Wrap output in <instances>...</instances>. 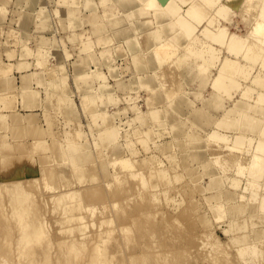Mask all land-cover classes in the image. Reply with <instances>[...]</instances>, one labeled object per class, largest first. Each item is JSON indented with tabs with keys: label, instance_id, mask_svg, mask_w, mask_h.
<instances>
[{
	"label": "rangeland",
	"instance_id": "374dc122",
	"mask_svg": "<svg viewBox=\"0 0 264 264\" xmlns=\"http://www.w3.org/2000/svg\"><path fill=\"white\" fill-rule=\"evenodd\" d=\"M231 1L234 4L229 3L230 14L225 15L226 19L224 15L217 14L212 19L211 16L216 12L215 5L212 7L214 10L211 6L203 7L206 14L210 12L212 15L206 16L209 20L204 19L197 26L193 43V39L190 37V41L183 31L179 20L167 12L160 14L161 6H166L162 5V1H157V5L161 4L156 8V5L146 7L145 1L141 0H0V194L6 195L4 198L0 195V198L4 213L7 211L6 214H10L8 202L5 203L8 197L4 186L17 178L23 180V185H28L25 189H31L33 197H36L34 200H37L40 213L45 217L43 221L48 222L46 228L49 239L52 236L55 240L52 241L53 246L61 239L68 238L69 234L64 235L66 225L59 223L62 220L60 214L62 217L63 213H60L61 207L60 210L55 207L52 199L58 193L77 190L80 193L78 196L84 197V204L94 202L98 208L95 213L87 214V211H82L89 221L84 219L89 225L86 233L96 237L101 231L99 228L105 227L106 234L102 237L110 242L106 241L108 251L110 255L111 252L114 255L110 258V264H132V255L141 258L143 254L154 262V257L159 259L158 254L165 252L171 257L175 256L174 260L169 257L171 264H222L218 263L222 260L223 264H264V211L260 210L258 198L252 200V190L244 189L248 179L246 173L240 174L237 166L231 165L242 159L243 164L247 163L250 156L247 148L252 145L255 147L257 140L262 138L264 101L258 100V97L263 94L264 99V89L261 88L262 85H253L252 80L254 75L264 77L263 59L254 63L249 58L250 63L246 60L245 64L244 53H239L241 56L233 54L228 46H223V43L218 45V41L214 42L216 40L212 38L210 40L203 32L207 26L214 29L221 23L236 35L244 34L246 39L245 35L256 17L254 10L257 8V12L263 5L259 3V8L247 11L257 4V0L255 3L254 0H247L252 5H248L246 0ZM194 3L201 5L203 2L194 0ZM246 3L249 6L247 10L244 6ZM230 4L235 7H230ZM139 9L146 13L138 14ZM251 37L248 36V39ZM165 41L175 42L179 50L167 61L159 63L153 56L154 46ZM201 41L206 44L203 46ZM185 43L191 44L196 50L200 49L199 52L196 51L199 54L195 55L192 49L185 52ZM207 44L218 49L217 53L223 52L219 53L221 60L225 56L235 58L236 54L238 62L246 66V70L244 66L241 67L246 74L234 72V79L238 74L236 81L241 83L238 84L239 87L231 85H236L232 88L234 91L229 86L228 92L215 88L214 77L219 73L221 60L218 64L213 62L212 67L211 63H206L208 67L204 68L206 65L201 59L203 57L200 58L199 55L205 45L209 46ZM182 54L187 55V59L179 66L178 61L181 60L177 58L179 56L181 59ZM207 55L206 53L205 57ZM174 57L177 59L176 69ZM51 71L55 72L54 76L50 74ZM249 72L252 76L247 75ZM158 73L161 74V79L158 78ZM167 73L171 75L169 80L173 86L171 81L165 79L169 78ZM163 75L168 84L162 79ZM229 81L228 79L227 82ZM161 84H166L163 85L165 89L168 88L164 89L165 92L169 90L168 86H172L169 91H177L178 88L181 90H178V94L175 92L171 95V99L166 94L168 98L165 96L154 101L156 93L164 92ZM247 85L251 91L246 90V99L242 93ZM27 93L32 96L27 97ZM178 105L183 109H178ZM213 130L227 137L228 141L212 140L210 135ZM237 134L247 135L245 144L243 143L246 148L244 153L247 154H243L242 150L229 148L236 143ZM247 138L252 145L249 141L246 142ZM73 140L76 141L75 144H71ZM253 147L249 149L252 150ZM57 148H62V154L56 151ZM237 152L239 156L243 154L240 159L236 156ZM215 154L222 158L216 160L218 163L215 161ZM232 156L233 159L228 161V157ZM122 157L133 158V167L138 168L133 170L138 171L140 176L144 174L145 179L155 185L150 191V194L153 192L158 196H155V200L152 194L146 193L142 185H138L139 177H129L128 168L123 171L127 172L126 176L119 171L122 169L115 161ZM220 162L224 163V168ZM78 165L83 168L82 174L74 168ZM162 168L167 170L169 174L166 178L171 180L157 174ZM45 169L54 170L52 173H56L57 178L51 174L48 175L51 178L44 176L42 172L48 174ZM154 169L158 172L155 173ZM43 176L54 179L50 183L43 180ZM44 181L50 183V186ZM92 190L97 191L95 198L86 194L92 193ZM260 190L262 195L264 190ZM241 194L242 198L239 197ZM111 200L116 202V205L113 203L115 206L111 205ZM117 202L121 204L117 205ZM116 206H119L118 211ZM107 216L108 219L114 217V224L104 221L103 227L98 225L97 228V224L102 219L106 220ZM12 223L13 227L8 225L3 229L5 233L8 229L11 231L6 233V240L0 241L2 253L8 249L7 240L18 233L16 222ZM59 232L65 238L58 235ZM209 234L212 235L208 248L202 243L207 244ZM92 236L89 238L94 240ZM1 238L3 236L0 232ZM218 241L224 245V251L229 256L218 254L223 252ZM87 242L86 249L95 240ZM112 242L113 245L110 246ZM211 242L214 244L213 248L210 247ZM249 242L258 244L257 253H247L245 257L243 255V259L239 246ZM41 243L35 245L34 249L38 252L44 246ZM58 247L59 244L51 252L54 264H60L56 261ZM19 251L17 248L10 250V259L5 260H1L3 256L0 252V264H24L27 255L20 257ZM209 255L212 257L209 258ZM218 255H222V258L219 259ZM224 255L227 258H223ZM81 258L76 259L73 264L82 263L85 255ZM215 258H218L217 262Z\"/></svg>",
	"mask_w": 264,
	"mask_h": 264
},
{
	"label": "bare ground",
	"instance_id": "6f19581e",
	"mask_svg": "<svg viewBox=\"0 0 264 264\" xmlns=\"http://www.w3.org/2000/svg\"><path fill=\"white\" fill-rule=\"evenodd\" d=\"M141 1H145L144 2V4H145V6L146 7H151V6H155L156 5V8H157V6L159 5V4H161V3H159L158 5H157V1H162L163 3H162V5L164 4V5H166L165 6V8L164 7H162L161 6V8L160 9H162V13L160 12V14H165L166 12L167 13H169L170 15H172L175 19H177V20H179V24L181 25V27H182V29H183V31L185 32V34L188 36V38L190 39V37H191V39H193V38H195V34L197 33L196 32V30H197V26L201 23V22H203V20L204 19H207V17H208V15H210L209 13L210 12H207L208 14H206L205 13V11H204V6L206 7V6H211V8L215 5L216 6V12L214 13V15H210L211 17H212V19H213V16L215 17V15L217 14V15H224V18L226 19V17L228 16V14H230V11H229V13H228V7H229V3H231L232 2V4H234L233 3V1H231V0H222V2H220L219 3V1L220 0H201V2H203L201 5H203V6H201L200 4H196V3H194V0H172V1H170V0H141ZM236 1H238V0H236ZM247 1V0H246ZM251 1V0H250ZM249 1V2H250ZM181 2L183 3V4H185V5H182L181 4ZM235 2V1H234ZM241 2H242V0H241ZM245 2V1H244ZM243 2V3H244ZM248 1H247V3H248V5L249 4H251L252 5V3H249ZM256 1L254 0V3H255ZM247 3L244 5V4H242V6L244 5L245 7H246V10H247V8H249V6L247 5ZM262 4L261 6V8L256 12V10H257V8L256 7H258L259 8V6L260 5H258V4ZM241 4V3H240ZM250 5V6H251ZM185 6V7H184ZM230 7H231V4H230ZM164 8V9H163ZM256 8V9H255ZM230 9V8H229ZM243 9H244V7H243ZM255 9V10H254ZM144 10H146L145 8H144ZM205 10H206V8H205ZM212 10H214L213 8H212ZM212 10H210L211 11V13H212ZM245 10V9H244ZM249 10H254V12L256 13V17H255V20L252 22L253 24H252V26H250L251 27V29L250 30H248V33H247V35H245L246 36V39L244 38V34L243 35H236L235 33H233V32H231V31H229V29L226 27V26H224L223 24H221L220 23V26H219V24L218 25H216V27L213 29V28H211V27H208L207 26V28H205V31H203V32H205V36L206 37H210V40H211V38L213 39V40H216V41H214V42H217L218 43V45H220V43H223V46L224 45H226V46H228V50L230 49V50H232L233 51V54L234 53H236V54H238V55H240L239 53H241V54H243L244 56H245V58H244V56L242 57V58H244L243 60H244V62L243 63H245V61L246 60H248V62L247 63H250V62H254V61H257V62H259V59L261 58V59H263V61H262V67L264 68V0H257V4L255 3V5H252L247 11H249ZM209 11V10H208ZM137 12V11H136ZM214 12V11H213ZM144 13H146L145 11H141L140 9H139V13L138 14H141V15H144ZM216 15V16H217ZM225 15H227L226 17H225ZM207 16V17H206ZM221 16H219V17H221ZM210 17V18H211ZM222 18V17H221ZM212 19H211V21H212ZM207 20H209V19H207ZM205 21V20H204ZM210 21V22H211ZM216 22V21H215ZM231 22V21H230ZM212 23H214V20H213V22ZM225 23V22H224ZM230 25V24H229ZM228 25V26H229ZM250 31V32H249ZM208 34V35H207ZM249 34V35H248ZM250 34H251V36H250ZM204 36V35H203ZM204 36V37H205ZM248 36L249 37H251L253 40L251 41L250 39L251 38H249L248 39ZM197 37V36H196ZM254 37V38H253ZM191 39H190V41H191ZM195 39H193L192 41H194ZM205 40H206V38H205ZM208 41H209V39H207ZM206 40V41H207ZM212 40V41H213ZM256 42H255V41ZM202 42V41H201ZM188 43V42H187ZM187 43H185V44H187ZM190 43V42H189ZM193 43H195V41L193 42ZM196 43H198L197 41H196ZM209 43V42H208ZM225 43H227V44H225ZM199 44V43H198ZM201 44H203V46H204V44H206V42L205 41H203ZM213 44V43H212ZM211 44V45H212ZM207 45H209V44H207ZM222 45V44H221ZM182 46V45H181ZM184 46V45H183ZM186 47L185 48H183L184 50H185V52H186V50H187V52L189 51H194L195 53V55H196V51H198L199 52V50L197 49H195V48H193L192 46H191V44H187V45H185ZM195 46V45H194ZM216 46V45H215ZM200 47H201V45H200ZM219 47V46H218ZM199 48V47H198ZM177 49H178V47H177V44L175 43V42H172V41H169V42H166L165 41V43L164 42H160V44H159V42L156 44V46H154V51H153V56H154V59L155 60H157V62H159V63H163V62H165V61H167L169 58H170V56H173L174 54H175V52L177 53ZM192 49V50H191ZM221 49V48H220ZM223 49V48H222ZM179 50V49H178ZM218 50V49H217ZM217 50H216V48L215 47H212V46H206L205 45V49H203V52L201 51L200 53L203 55H199V57L201 58V57H203V58H201L202 60H204L203 61V63L206 65V63H211L212 65H211V67L212 66H214L213 65V62L215 63V62H217V64H218V61L219 60H221V58H220V56H219V53H221V52H219V53H217ZM206 53L208 54L206 57H205V55H206ZM223 53V52H222ZM197 54H199V53H197ZM234 55L235 56V58L237 57V55ZM177 55V54H176ZM185 54H182V56H181V59H179V56H178V60H181V62L180 61H178L179 62V66H180V64L183 62V61H185L186 59H187V55L186 56H184ZM191 55H193L192 53H191ZM223 55V54H222ZM225 56V55H224ZM241 56V55H240ZM247 56V57H246ZM197 57H198V55H197ZM226 58H223L222 60H221V64H220V70H218L219 71V73H218V75H216L214 78V84L216 85V89H218L217 87H219L220 89H224L225 90V92H228L229 91V87H230V89H232V88H234L236 85H237V87H239V85L241 84H239V82H237L236 81V79H237V76H238V74H237V76H236V78L234 79V72H243V73H245L246 74V66H244V65H241L240 63H242V62H238V60H237V58L235 59V58H229V57H227V56H225ZM252 59L251 61H250V59ZM174 59H175V57H174ZM177 59H175L174 61H176L175 62V65L174 64H171V65H174L175 67V69L177 68V66L178 65H176V63H177ZM240 59V58H239ZM241 60V59H240ZM250 61V62H249ZM170 62V61H169ZM171 62H173V61H171ZM261 62V61H260ZM255 63V62H254ZM184 64V63H183ZM246 64V63H245ZM248 65V64H247ZM253 65V64H252ZM210 66V65H209ZM245 67V70L243 69V68H241V67ZM172 67V66H171ZM206 67H208L207 65L204 67V68H206ZM249 67H250V64H249ZM252 67V66H251ZM250 67V69L252 70V68ZM173 68V67H172ZM171 68V69H172ZM180 67H178V69H179ZM215 68V67H214ZM217 68H219V67H217ZM216 68V69H217ZM162 70V69H161ZM173 70V69H172ZM171 70V71H172ZM247 70H249V68H247ZM217 71V72H218ZM160 73V72H159ZM158 73V74H159ZM166 73V72H165ZM250 73L251 72H249V73H247V75H250ZM264 73V72H263ZM51 75H53L54 76V74H55V72H53V71H51V73H50ZM262 74V73H261ZM167 75H169L168 73H167ZM242 75V74H241ZM254 75V74H253ZM160 76H161V74H159L158 75V78H160ZM164 76V75H163ZM181 76V75H180ZM243 76V75H242ZM241 76V77H242ZM250 76H252V75H250ZM249 76V77H250ZM166 77H168V76H166ZM170 77H171V75H169V78H165V76L164 77H162V79H168V81H171V80H169L170 79ZM255 77V78H254ZM157 78V77H156ZM181 79H182V76L180 77ZM244 78V77H243ZM253 78H254V80H252L253 82H254V84L253 85H256V87H257V85L259 84V86L260 85H262V89H264L263 88V85H264V77H263V75H259L258 74V76H253ZM161 79V78H160ZM165 79H164V81H165ZM228 79L230 80L229 82H227L228 81ZM237 82H235V81ZM242 80H244V79H242ZM251 80V79H250ZM150 81H151V78H150ZM161 81V80H160ZM175 81H176V79H175ZM174 81V82H175ZM233 81V82H232ZM245 81H247V76H246V80ZM255 81H256V83H255ZM176 82H178V81H176ZM241 82V81H240ZM161 83H163V81H161ZM165 83L166 84H168V82L167 81H165ZM170 83V82H169ZM180 83V82H179ZM229 83V84H228ZM231 83V84H230ZM247 83H249V84H251V82H247ZM159 84H160V82H159ZM165 84V85H166ZM171 85H172V81H171V83H170ZM169 84V85H170ZM175 84V83H174ZM234 85V84H236L234 87L232 86L231 87V85ZM239 84V85H238ZM248 84V85H249ZM163 85L164 84H161V89H163L162 91H164V89H165V87H163ZM164 85V86H165ZM245 86V92H247L246 90H250V86ZM168 86V85H167ZM173 86V85H172ZM172 86H168L169 87V90L171 89V87ZM177 86V85H176ZM229 86V87H228ZM174 87H175V85H174ZM246 87H247V89H246ZM249 87V88H248ZM253 87H255V86H253ZM175 88H178V87H175ZM174 88V89H175ZM260 88V87H259ZM166 89H168V88H166ZM165 89V90H166ZM173 89V90H174ZM220 89H218L219 91H220ZM244 89V88H243ZM164 91V92H159V93H156L155 95H154V97H153V100L154 101H159V99L161 100V99H163L165 96H166V94H167V96L169 97H167L168 99H171L170 98V96L171 95H174V93L175 92H177L176 94H178V90H181V88L179 89L178 88V90L176 91V89H175V91ZM224 90H222V91H224ZM227 90V91H226ZM249 90H248V92H249ZM232 91H234L233 89H232ZM251 91V90H250ZM173 92V93H172ZM242 93V95L244 94L245 95V98H246V96L248 95V92L247 93ZM232 93V92H231ZM261 93V92H260ZM260 93H259V95H260ZM175 94V95H176ZM247 94V95H246ZM250 94V93H249ZM243 95V96H244ZM263 95V94H262ZM262 95L261 96H259L258 98V100H261L262 102L264 101V99H262L263 97H262ZM32 96V94H30V93H27V97H31ZM233 96V95H232ZM231 96V97H232ZM242 96V97H243ZM173 97V96H172ZM250 96H248V98H249ZM166 98V99H167ZM244 99V98H243ZM247 99V98H246ZM261 101H259V102H261ZM184 106V105H183ZM177 107V106H176ZM178 109L179 108H181V109H183V107H181V106H179L178 105V107H177ZM105 119H107V116H105ZM110 127V126H109ZM106 128H108V126H106ZM263 131V134H261L260 136L262 137L261 139H259V138H257V139H259V141L257 140V144H255L256 146L255 147H253V143L251 144V142L248 140V138H247V143H248V141H249V143L252 145L251 147H253L252 148V150L251 149H249V148H251V147H248L247 148V150H246V148H245V146H244V141L246 140V136H243V134H237V136H236V143L234 142L233 143V145L231 146H229V148L230 149H239V150H242L243 152V154H247V152L246 153H244V150H246V151H248L250 154V156H248L249 158H248V161H247V163H242V160H240V161H236V160H234V161H236V163H237V165H236V163L234 162V163H232L231 165H233V164H235V167L237 166V168H238V170H239V173L240 174H244V173H246V175L248 176V179H246L247 181L245 182L246 183V185H245V188L244 189H247V190H249V189H251L252 190V192H250V193H252L251 194V196H253L252 197V200L253 201H255V199H259V202H260V210H262L263 209V211H264V192H263V194L261 195L260 193H259V191H261L260 189H263L264 190V130H262ZM212 132V131H211ZM261 132V131H260ZM210 135V134H209ZM245 135V134H244ZM258 136H259V134H258ZM210 137H211V139L213 140V139H215V140H218V139H221V140H223V141H228L227 139V137H224V136H222V135H219L218 134V132H216L215 130H213V132H212V134L210 135ZM213 137V138H212ZM210 139V140H211ZM252 139V138H251ZM241 140H243V141H241ZM254 140V139H253ZM252 141V140H251ZM218 142V141H217ZM76 143V141L75 140H73V142H71V144H75ZM244 143V144H243ZM243 144V145H242ZM249 144V145H250ZM119 148V147H118ZM219 148V147H218ZM228 148V149H229ZM222 150V149H221ZM238 150V151H239ZM56 151H58L60 154H62V148H57V150ZM227 151V150H226ZM229 151V150H228ZM232 152V151H231ZM236 152V151H235ZM241 152V151H240ZM218 153H221L220 151L218 152ZM226 153V152H225ZM230 154V153H229ZM233 154H234V152H233ZM237 154H238V152H237ZM243 154H240V156H239V154L238 155H236L237 157L239 156V159H240V157H241V155H243ZM78 155V158H80V155L79 154H77ZM216 155V154H215ZM221 155V154H220ZM230 155H232V154H230ZM235 155V154H234ZM217 156V155H216ZM222 156V155H221ZM226 156V155H225ZM228 156V155H227ZM236 156H234V157H236ZM223 157H224V154H223ZM246 158H247V155L245 156ZM118 158V157H117ZM215 158V157H214ZM218 158H220V156H217V158H215V161L217 160L218 161ZM226 158V157H225ZM230 160H228V161H231V159H233V156H232V158L231 157H228ZM131 159H133V158H131ZM130 159V157L129 158H124V157H122V158H119V160H116V158H115V164L117 165L118 163L120 164V166L119 167H121V169L122 170H119L120 172H123V171H125V168L127 169L128 168V172H129V177L131 176V178H133V179H135L136 177H139L138 178V180H139V182H140V184H138V185H142V187L146 190V193H148V194H150V191H152V188L151 187H154L155 185H151L150 184V182L148 181V179H145V177L142 175V173H141V175L142 176H140V174L139 173H137L136 171H134L133 169H135L133 166H134V164H133V161ZM227 159V158H226ZM225 159V160H226ZM245 159V158H244ZM220 160H222V158H220ZM219 160V161H220ZM247 160V159H246ZM114 161V160H113ZM216 161V163H218ZM227 161V160H226ZM135 162V161H134ZM222 162V161H221ZM220 162V164L222 165L223 164V168L225 167L224 166V163H221ZM223 162H224V160H223ZM246 162V161H245ZM226 164H228L229 162H225ZM219 164V165H220ZM225 164V165H226ZM230 164V163H229ZM53 165V164H52ZM80 165V164H79ZM75 166L74 168L75 169H77L78 171H80V173L82 172V169L83 168H80L81 166ZM159 165V164H158ZM220 165V166H221ZM230 165V166H231ZM227 166V165H226ZM229 166V165H228ZM133 167V168H132ZM137 167V166H136ZM161 167H162V164H161ZM160 167V168H161ZM164 167V166H163ZM222 167V166H221ZM232 167V166H231ZM231 167H230V169H231ZM234 167V168H235ZM47 168H48V166H47ZM51 168H52V166H51ZM51 168H50V170H51ZM159 168V167H158ZM223 168H221V170H223ZM44 168H42V170H43ZM53 169V168H52ZM81 169V170H80ZM131 171H130V170ZM138 169V168H137ZM137 169H135V170H137ZM163 169V168H162ZM226 169H228V168H226ZM226 169H224V172L226 171ZM77 170H75L76 172H77V174H78V176H81L82 177V173L80 174V173H78V171ZM158 170V169H157ZM45 171H46V169H45ZM48 171V170H47ZM46 171V172H47ZM54 171V170H53ZM53 171H48L46 174L47 175H45V172H42V173H44L43 175L44 176H47V177H50L51 178V176L52 177H56L57 178V176H56V173L55 174H53L52 172ZM74 171V174H76V172ZM118 171V172H119ZM154 171H155V173H157L158 171H156L155 169H154ZM154 171H152V172H154ZM167 170L164 168L163 170H160L157 174L158 175H160L162 178H166V176L169 174H167V172H166ZM228 171V170H227ZM55 172V171H54ZM119 172V173H120ZM140 172V171H139ZM151 172V173H152ZM125 173H127V172H125ZM124 172H123V174H125ZM238 173V174H239ZM49 174H51V176H48ZM80 174V175H79ZM55 175V176H54ZM70 175V174H69ZM118 175V174H117ZM120 175V174H119ZM152 175H153V173H152ZM43 176V180L44 179H46V180H48V182H52V181H50V180H52V179H54V178H52V179H48V178H45ZM123 175H121V177H122ZM125 176H126V174H125ZM132 176H134V177H132ZM136 176V177H135ZM156 176V175H155ZM159 176V177H160ZM225 176H226V174H225ZM67 177V176H66ZM120 178V176H117V178ZM174 177V176H173ZM65 178V177H64ZM70 178V177H69ZM123 178H124V176H123ZM147 178V177H146ZM227 178V177H226ZM72 179H73V177H72ZM95 179V178H94ZM152 179V178H151ZM151 179H149V180H151ZM158 179V178H157ZM164 179L162 180L163 182H164ZM166 179H169L168 177L166 178ZM57 180V179H56ZM55 180V181H56ZM68 180V179H67ZM70 180V179H69ZM137 180V181H138ZM161 180V179H160ZM159 180V181H160ZM169 180H171V179H169ZM30 181V180H29ZM54 181V183H58V181H56L55 182ZM66 181V180H65ZM158 181V180H157ZM161 181V182H162ZM167 181V180H166ZM165 181V182H166ZM23 180H18L17 178L16 179H14L13 181L11 180V184H9V185H6V187L4 186V188H5V193L7 194V197H8V200L7 201H5V203H7L8 204V206H9V208H10V214L9 215H7L6 213H7V211H6V213H4V211H3V205H2V203H1V200H2V198H0V232L2 233V236H3V238H1L0 239V241L2 240H6V233L8 232V231H11V229H8V231L5 233V232H3V229H5V227L6 226H10V227H13V223L12 222H16V224H17V226H18V231H17V229H16V231L18 232L17 233V235H14V236H12V238H10V239H8L7 240V242H8V249L5 251V252H1V256H3L2 258H1V260H5V259H10L9 257H10V255H11V252H10V250H15L16 248L17 249H20V251H19V256L20 257H22V256H24V255H27V261L24 263V264H40V263H43V264H54V261L53 260H51L52 259V256H54V255H51V252L53 253V251H52V248L53 247H55V246H57L58 244H59V249H58V251H57V255H56V261L58 262V263H60V264H73L74 263V261L76 260V259H78V258H83V256L85 255V259L83 260V261H81V259H80V261L82 262V263H80V264H110L111 263V260L112 259H110V258H113V256L114 255H112V252H111V255L109 254V246L107 245V240H104V239H107V238H103L102 236H105V232H106V230H104V228H99V226H102L103 227V224L102 223H105L104 221H106L107 223H113L114 224V222H113V220H114V217H113V219H108V216H107V219L106 220H103L102 219V221H100V223L102 224H97V228H99L101 231L100 232H98L97 233V236L96 237H93L92 235H90V236H92L93 237V239L95 240V242H93L94 240H92V239H90L91 237L90 236H88L87 235V233H86V227H87V222L85 223V221L87 220V218H85V217H87L86 215H84L83 213H82V211H87V214H88V212H91V213H95V211H96V209H98L97 208V206H95L94 204V202H92V204H88V205H86V204H84L85 202H84V200H83V198L84 197H79L78 195H80V193L78 194V192H77V190H75V191H73V190H71V192L70 191H67V192H62V193H58V195H55L54 197H53V201H54V203L56 204L55 205V207H58V209H59V207H61L59 210H60V213H63V215H62V217H61V214H60V219H62L61 221H59V223H61V225L62 224H64V225H66V228H64V229H66V232H64V229L61 227V230L64 232V235L65 234H69V237L68 238H65L60 232H59V234L58 235H62L65 239L64 240H62L61 238V241L58 243V244H56V245H54L53 246V242L52 241H55L54 240V238L52 239V236H50L51 238V240L49 239V233H48V228H46V225L48 226V222L46 221H43V218H45V217H42V216H44L43 214L41 215V211L39 210V206H38V203H36L37 202V200L35 201L34 200V198L36 199V197L34 196L33 197V194L31 193L32 191H30L29 189V191L27 190V189H25V188H28L27 186L28 185H23ZM26 182H28V181H26ZM34 183L36 182V180L35 181H33ZM45 182V184H47V186L49 187L50 186V183H48L47 181H44ZM70 182V181H69ZM72 182V181H71ZM152 182V181H151ZM235 182H236V180H235ZM29 183V182H28ZM28 183H26V184H28ZM170 183H172V182H170ZM31 184V183H30ZM65 184V183H64ZM169 184V183H168ZM53 185H55V187H57V185L56 184H53ZM70 185V184H69ZM71 185H72V183H71ZM151 185V186H150ZM65 186V185H64ZM67 186V185H66ZM128 186V185H127ZM31 187V186H30ZM53 187V186H52ZM68 187V186H67ZM141 187V186H140ZM32 188V187H31ZM122 188H124V187H122ZM134 188V187H133ZM139 188V187H138ZM49 189V188H48ZM132 189V188H131ZM144 189H143V191H144ZM56 190V189H55ZM62 190H65V189H62ZM70 190V189H69ZM96 190V189H95ZM124 190V189H123ZM122 190V191H123ZM134 190V189H133ZM136 190H137V188H136ZM160 190V189H159ZM166 190V189H165ZM262 190V191H263ZM141 191V190H140ZM158 191V190H157ZM3 192H4V190H3ZM56 192V191H55ZM80 192V191H79ZM88 192V191H87ZM125 192H126V190H125ZM145 192V191H144ZM4 193V194H5ZM3 193H1L0 195H2ZM88 196H91V197H94V196H96L95 194H97V191H93L92 190V193H86ZM144 193L142 192V195H143ZM153 196V200H155V196H156V194L155 193H151ZM150 194V195H151ZM54 195V194H53ZM127 195V194H126ZM149 195V196H150ZM259 195V196H258ZM3 196V195H2ZM4 196H6V195H4ZM4 196H3V198H4ZM90 197V198H91ZM132 197V196H131ZM134 197V196H133ZM151 197V196H150ZM150 197H148L149 199V201H150ZM156 197H158V196H156ZM239 197H243L242 196V194H241V196L239 195ZM95 198V197H94ZM126 198V197H125ZM124 198V202L126 201V199ZM38 199V198H37ZM45 199V198H44ZM127 199H129L130 200V198H128V196H127ZM134 199V198H133ZM51 200V201H52ZM113 200H115V199H113ZM129 200H127V201H129ZM152 200V201H153ZM158 200V199H157ZM38 201H39V199H38ZM112 201V200H111ZM136 201V200H135ZM239 201V200H238ZM256 201H258V200H256ZM3 202V201H2ZM159 202H161V201H159ZM4 203V204H5ZM89 203H91V202H89ZM94 203V204H93ZM116 205V202H113L112 201V204L111 205H113V206H115L114 204ZM151 203V202H150ZM155 203V202H154ZM121 204V203H120ZM120 204H118V202H117V205H120ZM126 204V203H125ZM218 204H221V203H219L218 202ZM237 204H239V203H237ZM39 205H41V204H39ZM106 205V207L108 206L107 204H105ZM110 205V206H111ZM122 205H124V204H122ZM100 206V205H99ZM112 206V207H113ZM129 206V205H128ZM152 206V205H151ZM154 206V205H153ZM215 206V205H214ZM239 206V205H238ZM54 207V206H53ZM100 207H102V206H100ZM117 207H119V206H116V208ZM126 207V206H125ZM8 208V209H9ZM110 208V207H109ZM115 208V207H114ZM152 208V207H151ZM158 208V207H157ZM156 208V210L158 211V209ZM43 209V208H42ZM55 209L56 208H54V211H55ZM58 209H57V211H58ZM102 209V208H101ZM155 209V208H154ZM249 209H251L250 210V212L252 211V207L250 206L249 207ZM103 210H104V206H103ZM119 209L117 208L116 209V211H118ZM121 210V209H120ZM123 210V209H122ZM62 211V212H61ZM105 211V210H104ZM108 211V210H107ZM101 212V211H100ZM103 212V211H102ZM121 212V211H120ZM119 212V213H120ZM154 212H156V211H154ZM59 213V212H58ZM82 213V214H81ZM85 213V212H84ZM91 213H89V214H91ZM118 213V212H117ZM117 213H114V214H117ZM5 214H6V216H5ZM102 214V213H101ZM104 214V213H103ZM144 214V213H143ZM156 214V213H155ZM93 216L95 215V214H92ZM91 215V216H92ZM147 215V214H146ZM3 216V217H2ZM92 216V217H93ZM98 216V215H97ZM114 216V215H113ZM119 216V215H118ZM102 216H100V218H101ZM104 217V216H103ZM90 218V217H89ZM94 218V217H93ZM111 218V217H110ZM58 219V218H57ZM56 219V220H57ZM84 219H86L85 221H84ZM91 219V218H90ZM105 219V218H104ZM45 220V219H44ZM58 221V220H57ZM88 221V220H87ZM134 221V220H133ZM159 221H160V219H159ZM164 221V220H163ZM46 224H45V223ZM89 222V221H88ZM96 222V221H95ZM137 222V221H136ZM58 223V222H57ZM94 223V222H93ZM93 223H92V225H93ZM97 223H98V220H97ZM95 225H96V223H94ZM94 225V226H95ZM99 225V226H98ZM104 225H106V224H104ZM108 225V224H107ZM63 226V225H62ZM89 226V225H88ZM65 227V226H64ZM123 227V226H122ZM129 226H127V229H129L130 230V228H128ZM106 228L108 229L109 227H107L106 226ZM111 228V227H110ZM121 228V227H120ZM123 229H126V227L125 228H123ZM150 229V228H149ZM61 230H59V231H61ZM102 230H104L103 232H104V235H103V232H102ZM109 230V229H108ZM50 231V230H49ZM95 231H97V230H95ZM120 231L122 232L123 230H121L120 229ZM109 232V231H108ZM107 232V234L108 235H112V234H109ZM125 232H126V230H125ZM125 232H124V234H125ZM113 233V232H112ZM123 233V232H122ZM205 233H203V235H204ZM94 235H95V232H94ZM210 235V234H209ZM209 235L207 236L208 238V242H207V244L206 243H202V244H205L206 245V247H208L209 248V246H208V243H209V238H211V235H210V237H209ZM66 236V235H65ZM125 236V235H124ZM90 237V238H89ZM108 238H109V236H107ZM113 237V236H112ZM126 237H127V235H126ZM207 239H206V241H207ZM59 240V239H58ZM87 240H90V242L92 243L93 242V244H92V246H91V244H90V248L88 247V249H90L89 251H88V249H86V247H87V244H88V242H87ZM92 240V241H91ZM109 240V239H108ZM114 240V239H113ZM116 240V239H115ZM215 240H216V238H215ZM107 241V242H106ZM217 241V240H216ZM41 242H43V243H41ZM113 242H115V241H113ZM113 242H112V244H110V246L111 245H113ZM213 243L215 242V241H212ZM212 242H211V245L212 246H210V247H212L213 248V245L214 244H212ZM219 242V244L220 245H222L220 242L221 241H218ZM260 242V241H259ZM43 244L44 246H43V248H42V250L41 251H36V249H34L35 248V245L36 244ZM108 243H110V242H108ZM116 243V242H115ZM210 244V243H209ZM216 244H217V242H216ZM257 243H256V245H253V244H250V242L249 243H244V244H241V246H239V252L241 253L240 255H241V257L243 258V255H244V257H245V254L247 255V253H252V255H253V253H257ZM89 246V245H88ZM152 246V245H151ZM157 246V245H156ZM223 246L224 245H222V248H220L221 250H223V252L221 253V251L218 249V251H220V252H218V254L220 253V254H227L226 256H229L228 255V253H227V251L225 252L224 251V248H223ZM204 247V245H202V248ZM217 247H218V245H216V248L215 249H217ZM157 248H158V246H157ZM54 249V248H53ZM56 249V248H55ZM111 249V248H110ZM155 249V248H154ZM201 249V248H200ZM206 249V248H205ZM158 250V249H157ZM86 251V252H85ZM87 251H88V253H87ZM111 251V250H110ZM206 252V251H205ZM209 252V251H208ZM210 252H211V250H210ZM214 253H215V250L213 251ZM212 252V253H213ZM225 252V253H224ZM159 253V252H158ZM163 253V252H162ZM207 253V252H206ZM217 253V252H216ZM86 254H87V256H86ZM205 254V253H204ZM210 254V253H209ZM146 254H143V257H141V258H138L139 256L138 255H132L131 257H130V259H131V262H133L132 264H171L170 262V260H169V257H171V256H169L170 254H167L166 252H165V254H158V255H160V258L158 259V258H156V257H154L153 258V261L154 262H151L152 260H151V258H150V261H149V259H147L148 258V255L147 256H145ZM172 256L174 255V254H171ZM224 255V257L223 258H227L226 256ZM156 256V255H155ZM210 256L212 257V255H209V258H210ZM213 256H214V254H213ZM219 256V255H218ZM220 256H222V255H220ZM220 256H219V259H221L220 258ZM249 256H251V254L249 255ZM248 256V257H249ZM4 257H6V258H4ZM173 257H175V256H173ZM173 257H171V258H173ZM208 257V256H207ZM207 257H206V259H207ZM4 258V259H3ZM170 258V259H171ZM229 258V257H228ZM250 258L251 257H249V260H250ZM216 259H218V258H215V261H216ZM230 259V258H229ZM244 259V258H243ZM172 260H174V258L172 259ZM209 260V259H208ZM211 260V259H210ZM214 259H212V261H213ZM226 260V259H225ZM230 260H232V259H230ZM249 260H247V262L249 261ZM10 261H12V260H10ZM80 261H78V262H80ZM214 261V262H215ZM223 261L224 260H222L221 262H219L218 261V263H222L223 264ZM227 261H229V260H227ZM233 261V260H232ZM232 261H230V262H232ZM250 261H252V260H250ZM76 262V261H75ZM173 262V261H172ZM217 262V261H216ZM228 262H226V264H227ZM235 263V262H234ZM174 264V263H173ZM233 264V263H232ZM236 264V263H235Z\"/></svg>",
	"mask_w": 264,
	"mask_h": 264
},
{
	"label": "crops",
	"instance_id": "0c3cea01",
	"mask_svg": "<svg viewBox=\"0 0 264 264\" xmlns=\"http://www.w3.org/2000/svg\"><path fill=\"white\" fill-rule=\"evenodd\" d=\"M231 6H234V5H231ZM235 7V6H234Z\"/></svg>",
	"mask_w": 264,
	"mask_h": 264
}]
</instances>
